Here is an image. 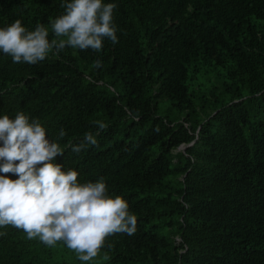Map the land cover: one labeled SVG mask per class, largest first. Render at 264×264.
Returning <instances> with one entry per match:
<instances>
[{
  "label": "trees",
  "instance_id": "1",
  "mask_svg": "<svg viewBox=\"0 0 264 264\" xmlns=\"http://www.w3.org/2000/svg\"><path fill=\"white\" fill-rule=\"evenodd\" d=\"M63 2L0 0V27L50 29ZM103 2L117 4L119 42L99 53L27 64L0 52V116L23 110L51 140L63 127L54 162L80 183L104 178L137 231L81 262L8 226L0 264H264V0ZM96 120L107 125L98 145L76 154Z\"/></svg>",
  "mask_w": 264,
  "mask_h": 264
},
{
  "label": "clouds",
  "instance_id": "2",
  "mask_svg": "<svg viewBox=\"0 0 264 264\" xmlns=\"http://www.w3.org/2000/svg\"><path fill=\"white\" fill-rule=\"evenodd\" d=\"M61 7L64 12L50 19V29L37 23L34 30H28L21 19L0 27V52L13 63L37 64L53 50L57 55L65 48L99 53L105 40L119 42L116 3L64 0ZM94 63L99 67L102 62ZM94 124L97 131L85 133L82 141L72 146L73 152L79 154L89 145H98L97 136L107 125L101 120ZM65 136L62 127L57 140L49 139L39 118L23 110L14 118L0 116V173L17 177L0 175V228L23 230L27 239H38L48 247L62 241L81 262H90L103 248L113 247L106 243L110 236L134 235L137 216L122 195H109L104 178L80 183L76 169L64 170L54 162L64 155L58 140ZM2 235L6 232H0ZM101 258L111 259L106 252Z\"/></svg>",
  "mask_w": 264,
  "mask_h": 264
},
{
  "label": "rangeland",
  "instance_id": "3",
  "mask_svg": "<svg viewBox=\"0 0 264 264\" xmlns=\"http://www.w3.org/2000/svg\"><path fill=\"white\" fill-rule=\"evenodd\" d=\"M185 147H187V145H182L179 149L183 150V149H185Z\"/></svg>",
  "mask_w": 264,
  "mask_h": 264
}]
</instances>
